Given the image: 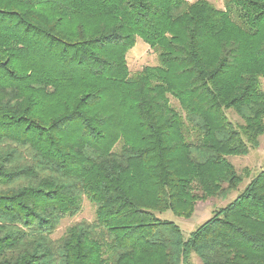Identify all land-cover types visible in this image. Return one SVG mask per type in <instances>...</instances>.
Instances as JSON below:
<instances>
[{
	"label": "trees",
	"instance_id": "obj_1",
	"mask_svg": "<svg viewBox=\"0 0 264 264\" xmlns=\"http://www.w3.org/2000/svg\"><path fill=\"white\" fill-rule=\"evenodd\" d=\"M223 2L0 0V264H264V169L187 238L157 217L226 199L264 133V0Z\"/></svg>",
	"mask_w": 264,
	"mask_h": 264
},
{
	"label": "rangeland",
	"instance_id": "obj_2",
	"mask_svg": "<svg viewBox=\"0 0 264 264\" xmlns=\"http://www.w3.org/2000/svg\"><path fill=\"white\" fill-rule=\"evenodd\" d=\"M194 2L196 0H186ZM217 9H224L223 0H207ZM126 62L128 70L131 74L140 71L144 67H154L158 65L157 53L149 48V46L139 37L133 48L126 53ZM262 90L264 91V81L261 79ZM170 103L178 109L176 102L170 98ZM228 120L234 125L242 124V120L234 113L233 110L225 112ZM228 161L234 166L235 170L242 177V181L235 191H232L226 199L208 198L198 201L191 217L183 218L173 215L170 212L158 214L157 217L162 220L173 222L181 230L183 236L187 238L199 225L209 219L213 212L219 208L226 206L231 202L239 192L248 184V182L262 169H264V133L258 139V147L251 149L246 156H230ZM94 205L86 198L81 202L80 211L74 216L64 218L56 230L51 234L52 239H58L63 236L66 230L82 221L91 222L94 219ZM190 264H201L196 255L192 254L189 260Z\"/></svg>",
	"mask_w": 264,
	"mask_h": 264
}]
</instances>
